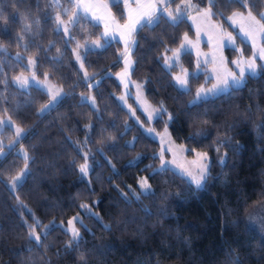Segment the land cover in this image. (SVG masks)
<instances>
[{
    "label": "trees",
    "instance_id": "obj_1",
    "mask_svg": "<svg viewBox=\"0 0 264 264\" xmlns=\"http://www.w3.org/2000/svg\"><path fill=\"white\" fill-rule=\"evenodd\" d=\"M191 3L192 11L209 7L208 0ZM111 6L122 20V3ZM263 8L260 0L253 13ZM56 11L50 0H0V46L6 49L0 53V117L24 129L21 140L0 155V264H264V239L246 220L264 200V74L248 78L241 89L193 104L205 73L191 74L184 90L163 64L164 54L183 36H194L187 17L173 24L163 14L158 25L136 32L129 51L131 78L143 84L149 102L164 109L153 126L166 127L186 154L202 150L209 155V178L198 191L172 168L154 175L160 144L118 100L121 84L114 72L121 67V44L111 41L85 51L83 73L56 30ZM212 11L226 26L224 16L246 10L216 0ZM84 29L85 37H98L100 26L87 20L74 26V33L81 37ZM239 42L250 55V45ZM17 53L22 60L17 61ZM225 54L230 60L236 50L226 48ZM28 58L35 60L37 77L53 80L64 91L44 113L40 110L49 96L42 88L22 89L11 81L29 71ZM177 64L174 70H193V54L184 51ZM89 92L95 107L81 100ZM136 115L148 124L138 109ZM80 144L88 153L87 177L80 171L85 161ZM25 163L27 173L12 189L10 181ZM142 176L155 195L136 200L131 189L138 191ZM83 204L94 213H82L83 226L76 223L79 245L68 246L71 234L59 223ZM33 220L39 221L43 246L29 239ZM53 223L58 227L45 238L41 227Z\"/></svg>",
    "mask_w": 264,
    "mask_h": 264
},
{
    "label": "rangeland",
    "instance_id": "obj_2",
    "mask_svg": "<svg viewBox=\"0 0 264 264\" xmlns=\"http://www.w3.org/2000/svg\"><path fill=\"white\" fill-rule=\"evenodd\" d=\"M170 1L171 0H169V2ZM89 2L95 5V7H93L91 11L88 13H84L83 11H80L78 22L75 25H71V24L69 25L68 34H65L63 32L62 27L60 29V31L63 33V36L67 41V45L70 47L72 51L73 59L78 65V68L83 73L85 72L84 65L83 67H81V64H83L82 60L85 51L90 49L103 48L111 41H118L121 44V52L123 53L122 63H121V67L116 72H114V76L121 84V93L118 95L119 102L122 104V106H124L128 110L130 116L133 119H135L136 122H138V124L142 127V129L148 135H150L152 138L156 139L159 142L160 147L156 152L159 162V164H157L158 166L157 168L161 167V153L163 152V160L168 165V167L172 168L173 170L184 176L188 182H190L196 187L194 178H199V165L201 163L200 157L197 154L207 153V152L202 150H196L192 155H188L186 154L187 149L183 145L177 143L171 137L169 130L166 129V127H164L161 130H158L153 126L152 124L153 121L157 117H159L160 112H162L159 111L161 108L149 102L145 98L143 91V84L131 78L133 59L130 55V52L125 53V39H127L128 37H127V29L124 28V25L129 23L130 15L132 16L133 19H137L139 18L140 13L148 11L146 5L149 4L150 2H154V0H89ZM116 2H120L123 5L124 18L122 20L118 18V16L112 9L111 5ZM155 2L159 7L158 0H155ZM186 3L187 0H180L174 7L171 6L168 7V5H166V7H168L175 14V10L179 6L181 8L180 17H188L190 24L194 30V36L187 35V38L189 41H191V44H188L184 39L185 36H183V39L178 46L172 48L169 52L164 54L163 64L165 68H167L165 65V58L172 57L175 50L179 49L181 44H184L185 48L181 50L180 55L184 51H190L193 54L195 61L193 70H189L184 67H180L176 70H174L173 68L170 69L167 68L172 73L173 79L175 76L182 75L184 72L188 73V80L191 74L197 75L199 73H205L204 82L198 85V87L194 91V95L191 99V102H193L196 99L197 91L201 88L208 90V89H212L214 86H218L221 89V91H218L214 95L208 94L207 98L216 96L221 93H226L229 91L230 88H232V87H225V85H223L221 81L223 80V78H225L228 75V72H235L238 74L239 69L237 65L233 63V61H247L252 59L255 54L256 64L257 65L264 64V60H261L259 58V49L264 47V39L257 37L254 47L253 41L249 39H245L243 33L240 32V26L241 23L243 22L241 21L233 25L232 22L227 19L228 17L232 16L233 12L231 14L224 16L225 19L224 22L226 23V26H224L222 22L215 20L213 16L210 19L202 16V11L207 9L208 7L199 10L200 12H196V11H192L191 8L185 7ZM104 5H107V7L105 8ZM64 9L68 10V15H71L73 11H77L76 9L73 8V5L72 3L69 2V0H60L59 5H57V11L55 15L57 14V12L61 13L62 19H64L65 21L68 20V15H64L63 13ZM234 12H242L244 13L245 16L247 15V11H234ZM261 12H264V8ZM93 13L95 14L96 17H101V19H95L93 17ZM163 14L167 15L166 12H164ZM87 20H90L91 22L100 26L98 37H85L87 35L85 33V29L81 31L82 32L81 37H78L74 33V26L81 25V23L87 24ZM105 23L109 25L107 36H104ZM81 29L82 28H80V30ZM138 30H139V26H137V31ZM136 32L133 33V37L135 36ZM229 34L232 38L231 41L229 40ZM122 35L124 36V39L121 38ZM95 41H99L102 47H97L94 43ZM239 41L246 42L250 45L251 47L250 55L244 54L243 52L244 47L242 43ZM77 43L81 45V47H79L78 49H77ZM226 48H231V49L233 48L236 50V55L233 56V58H231L230 60L225 54ZM74 49H76L79 52L80 55L79 60L77 59L76 51H74ZM125 55H127L128 58L132 61L131 67L128 68L127 70V75H125ZM29 59L34 60V58H28L26 62V66L28 67L29 71L24 73L22 72V74L27 76L30 80L32 78L33 73L35 74V81L30 83V85L40 87L48 94L49 100L45 105H49L52 95L58 93L57 100L54 103H52L51 106L55 105L56 102L60 99V97L64 94L62 87L49 78L45 77L43 79H40L39 77H37L36 73L34 72L35 64L34 65L29 64L28 62ZM178 61H175L174 65H176ZM20 74L21 73H18L17 75ZM218 75L221 78L220 80L217 79ZM15 76L11 78L12 82ZM174 82L176 84L175 79ZM188 87L189 84L187 85V88ZM26 88H22V89H26ZM121 97H124V99L121 100ZM81 100L88 102L92 107L96 106L95 99L91 92L83 94ZM136 109H138L143 113L145 119L148 121V124L141 123L140 119L136 115ZM0 121L9 122L0 125V155H3L12 145L18 143V141L21 140V137L19 139H17L16 137V128L20 126L15 124L8 116H1ZM6 127L8 128L6 129ZM11 132L13 133L11 134ZM79 147L85 157V161L81 165L86 163L89 168L88 153L84 149H82L81 144ZM207 157H208L207 163L209 164L208 153H207ZM22 170H24V166L16 175H14V177L17 176ZM189 173L191 175H189ZM87 174L86 175L82 174V175L87 177ZM23 177L24 176L21 177V180L17 182L15 186L13 184V177H12L10 181V187L12 189H15L16 186L22 181ZM142 178H145V176H142L139 179L138 191H135L133 189H131V191H134L135 193H139L141 191L140 181ZM83 205H87V204H83ZM80 211L72 215L67 220L66 223L61 222L59 224L64 229H67L69 228L68 221L72 220L73 217L79 216L80 220H82V213L83 214L84 213L88 214L89 212L94 213L90 205H87V210L81 207ZM246 220L250 226L254 227L259 232L262 239H264V200L258 202L255 206H253L250 209V211L247 212ZM35 221L38 220H33L32 222H29L30 229H32V227L35 225ZM39 227L40 226L35 227V231L37 234H39L40 232ZM47 227L48 226L44 225L43 227H41V230L45 231ZM68 232L71 234L70 231Z\"/></svg>",
    "mask_w": 264,
    "mask_h": 264
},
{
    "label": "snow or ice",
    "instance_id": "obj_3",
    "mask_svg": "<svg viewBox=\"0 0 264 264\" xmlns=\"http://www.w3.org/2000/svg\"><path fill=\"white\" fill-rule=\"evenodd\" d=\"M70 3H72L73 8L77 11H73L71 15H68V10L64 9L63 13L64 15H68V20L65 21L62 19L61 13L57 12L55 15V22L57 24V31H60L61 27L63 28V32L65 34L69 33V25H75L78 22V18L80 15V11H83L84 13H88L91 11L95 5L89 2V0H69ZM60 0H50V4L52 6L59 5ZM169 3V0H158L159 7L157 3L150 2L146 5L148 11L140 13L139 18L133 19L132 16H129V23L124 25V28L127 29V39H125V53L130 51V48L132 46L136 45V41L133 37V33L137 31V26H139L140 29H143L144 27L154 26L158 25L159 20L162 18V15L164 12L167 13V16L170 18L171 22L173 24L177 23L180 15H181V8L178 6L175 10V14L173 11H171L166 5ZM228 3H238L241 8L245 9L247 11V15L245 16L242 12H233L232 16L228 17L227 19L232 22L233 25L237 24L238 22L241 23L240 26V32L243 33V36L245 39H249L253 41V46L255 47V41L257 37H260L264 39V12H259L257 14H253V9L257 8V6L260 4V0H228ZM209 7L202 11V16L205 18H211L216 13L212 12V8L216 7V0H208ZM37 7H39V4H37ZM106 8L107 5H104ZM187 8L193 7L191 0H187V3L185 5ZM199 11V10H198ZM157 13H160L159 15ZM222 15V14H221ZM93 17L95 19H101V17H96L93 13ZM39 23V21H37ZM108 27L109 25L105 23V33L104 36L108 35ZM26 29H30V25H25ZM124 39V36L121 37ZM19 39L22 41L24 39L23 36H20ZM185 41L188 44H191V41L188 40L187 35H185ZM231 36L229 34V40L231 41ZM97 47H102L100 45L99 41L94 42ZM27 47V45H25ZM81 47L79 43H77V49ZM185 48L184 44H181L179 49H176L173 53L172 57H166L165 58V65L167 68H172L174 66V62L179 60V56L181 53V50ZM6 49L3 46H0V53L5 52ZM59 51V50H58ZM76 51L77 59H80L79 52ZM259 58L261 60H264V47L259 49ZM17 61L22 60L23 58L20 56L19 53H17L16 56ZM29 64H35V60L29 59ZM234 64L237 65L239 72L238 74L235 72H228V75L223 78L221 81L225 87H232L235 89H241L246 85V80L248 78H254L260 74H264V64L257 65L256 64V55L254 54L253 58L247 61H233ZM132 61L128 58L127 55H125V75H127L128 68L131 67ZM81 67H83V64H81ZM230 78V79H229ZM176 84L179 86L180 89H186L188 85V73L184 72L182 75H177L174 77ZM217 79L220 80V76H217ZM35 81V74L33 73L31 80L23 75L22 73L20 75H17L13 78V82L20 88H26L30 85V83ZM218 91H221V89L218 86H214L212 89L205 90L203 88L199 89L196 93V99L192 102L193 104H196L202 100H206L208 94H216ZM57 94L52 95L51 101L49 105H45L43 108H41V113H44L49 110L52 103H54L57 100ZM124 97H121V100H123ZM159 111H164L163 108H161ZM9 122L6 121H0V125L6 124ZM264 127V125H262ZM24 134V129L21 127L16 128V137L19 139ZM217 151H219V148H217ZM200 157V165H199V178L195 179V185L196 190H202L209 178V167L210 165L207 163V153H198L197 154ZM28 159L27 153L25 152V160ZM221 165L226 164V160L224 158H221L220 160ZM168 165L163 160V152L161 153V167L159 169L154 170V175L158 174L160 172H164ZM28 165L25 163L24 170H22L17 176L13 177V184L19 182L21 180V177L26 175L27 173ZM80 171L82 174H87L88 172V165L85 163L80 166ZM189 175H191L189 173ZM140 189L141 191L139 193H133L136 200H139L141 196L145 197H152L155 195V193L152 190L151 185L148 183L147 178H142L140 181ZM81 207L85 208L87 210V205H81ZM89 215H92V213L89 212ZM99 219V217H96ZM80 223L81 226H83V221L80 220V217H73L72 220L68 221L69 228L63 229V231L71 232V239L69 241L68 246L72 245H79V242L81 240L80 231L76 227V223ZM39 226V221H35V225L32 227L31 231L29 232V239L32 242H35L37 246H43L41 242V236L36 233L35 227ZM58 227L53 223L52 225L48 226L45 230L44 236L45 238L50 233V231L55 230V228ZM108 225H105V228H108ZM238 264V262H236Z\"/></svg>",
    "mask_w": 264,
    "mask_h": 264
},
{
    "label": "crops",
    "instance_id": "obj_4",
    "mask_svg": "<svg viewBox=\"0 0 264 264\" xmlns=\"http://www.w3.org/2000/svg\"><path fill=\"white\" fill-rule=\"evenodd\" d=\"M196 12H200V11H196ZM187 19H188V17H187ZM189 20V19H188ZM190 22V21H189Z\"/></svg>",
    "mask_w": 264,
    "mask_h": 264
}]
</instances>
